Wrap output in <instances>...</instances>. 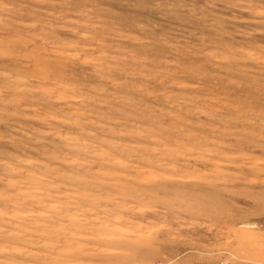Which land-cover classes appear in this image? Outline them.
I'll return each mask as SVG.
<instances>
[{"label": "rangeland", "instance_id": "rangeland-1", "mask_svg": "<svg viewBox=\"0 0 264 264\" xmlns=\"http://www.w3.org/2000/svg\"><path fill=\"white\" fill-rule=\"evenodd\" d=\"M0 264H264V0H0Z\"/></svg>", "mask_w": 264, "mask_h": 264}]
</instances>
